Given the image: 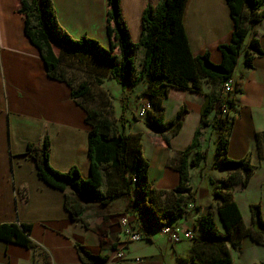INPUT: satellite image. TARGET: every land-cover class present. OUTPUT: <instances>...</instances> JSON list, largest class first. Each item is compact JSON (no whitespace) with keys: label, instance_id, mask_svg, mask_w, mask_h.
Returning <instances> with one entry per match:
<instances>
[{"label":"crops","instance_id":"1","mask_svg":"<svg viewBox=\"0 0 264 264\" xmlns=\"http://www.w3.org/2000/svg\"><path fill=\"white\" fill-rule=\"evenodd\" d=\"M12 1L0 0V224L29 225L28 238L33 245L27 247L0 239V264H190L189 261L180 263V259L188 258L192 238L207 237L194 227L200 216L210 211L217 233L225 234L217 214L219 203L214 196L216 188H226L224 181L229 173L227 168L220 166V158L215 155L220 137L225 139L223 155L231 160L248 159L252 167L247 184L237 183L232 187L243 225L250 227L251 205L254 204L259 205L264 220V20L247 26V35L232 72L235 91L231 96L228 120L223 128L206 126L201 131L199 141L206 150V159L200 168H189L193 206L187 207L185 216L177 220L192 231V238L171 243L158 229L152 228L147 229L144 239L124 242L119 226L121 217L127 216L138 226L145 227L142 216L128 208L127 197H119L105 205L82 200L84 213L72 219L64 205V192L39 178L35 161L27 153L29 143L40 146L43 137L48 135L50 165L61 172L75 165L82 178L88 177L89 126L84 121L85 112L71 99L70 88L65 82L46 75L37 48L23 33V19L15 12L17 6H9ZM158 1L120 0L132 43L139 39L143 7ZM52 2L58 24L71 37L85 34L103 47L108 46L105 0ZM182 23L192 55L207 52L210 62L219 64L222 57L218 46L229 41L233 30L226 1L187 0ZM253 39L258 41L262 54L249 46ZM83 62L93 74L99 70L106 73L108 84L116 88V94L124 95L127 104L125 133H139L140 142L143 135L146 139L151 137L148 142L152 148L147 155L142 151V155L149 167L151 160L156 168L150 176L148 167V179L162 201L179 182L174 165L199 124L202 95L169 89L162 100L164 122L172 119L181 106H185L187 112L177 133L171 135L166 130L159 133L149 129L146 120L136 118L139 101L147 98L137 97L143 82L135 87L123 85L104 65L87 57H83ZM102 80V92L111 90L107 80ZM201 84L204 93L211 91L212 85L206 77L201 78ZM111 94L114 100L112 91ZM115 117L113 119L118 122V115ZM213 118L214 110L209 120ZM129 198L136 201L134 193ZM226 243L228 246L229 242ZM79 246L92 255L105 257L104 261L82 260ZM120 250L123 256L117 258ZM229 252L233 264L264 263V242L257 243L249 234ZM136 257L141 261L135 262Z\"/></svg>","mask_w":264,"mask_h":264},{"label":"trees","instance_id":"2","mask_svg":"<svg viewBox=\"0 0 264 264\" xmlns=\"http://www.w3.org/2000/svg\"><path fill=\"white\" fill-rule=\"evenodd\" d=\"M187 0H159L157 4H146L141 12L140 32L137 42L130 41L129 28L123 17L120 0H105V26L108 46L85 34L77 38L65 32L56 20L52 0H16L15 12L23 19V33L35 46L44 63L46 75L65 82L70 88V97L85 112L84 121L89 126L87 135V158L89 172L82 178L77 166L66 171L54 169L49 163L48 135L40 146L27 145V153L34 159L39 178L48 186L64 192V205L72 219H78L85 211L81 201L97 202L105 205L119 197H127L131 212L142 216L147 229H158L162 225L175 222L187 213V204L193 201L189 187V168H200L206 159V150L199 138L202 128L213 126L223 128L228 117L221 113L225 98L222 95L223 82L232 76L242 44L247 35V26L264 20V0H225L233 22L229 41L218 46L221 62L217 65L209 60V54L193 56L183 28L182 17ZM249 46L257 54H262L256 39ZM54 47L59 49L56 53ZM87 57L108 67L110 75L121 84L131 87L143 82L138 98L147 97L152 109L145 116L146 125L159 133L164 130L171 135L178 132L187 112L181 106L174 117L164 122L162 100L169 89L190 91L200 94L203 103L200 120L193 138L176 159L174 168L179 182L170 190L172 200L164 204L160 194L148 179V161L142 155L140 134L125 133L124 95L121 96L120 123L109 117L102 106H94L90 83H75L63 66L65 57ZM249 63V57H246ZM206 77L212 85L208 93L202 90L201 78ZM95 85L103 80L95 74L91 78ZM232 103V102H230ZM214 110V118L209 120ZM169 147L168 142L164 139ZM225 139L220 137L215 155L220 158V166L227 168L226 188H216L215 198L219 206L218 218L224 228L223 236L217 233L216 224L210 211L200 216L194 227L205 233L204 239L192 238L188 258L180 263L190 264H233L230 248L237 247L244 235L264 242V220L258 204L251 205V225L245 227L233 200L232 187L240 183L246 185L252 167L248 159L231 160L222 154ZM192 155V156H191ZM132 179H135L132 181ZM134 193L136 201L129 196ZM30 226L27 224H0V239L31 247L28 238ZM226 241L229 242L227 246ZM80 258L90 263L102 262L105 257L92 255L80 246ZM264 264V263H260Z\"/></svg>","mask_w":264,"mask_h":264},{"label":"built area","instance_id":"3","mask_svg":"<svg viewBox=\"0 0 264 264\" xmlns=\"http://www.w3.org/2000/svg\"><path fill=\"white\" fill-rule=\"evenodd\" d=\"M235 91V82L233 77H229L222 84V94L225 98V102L222 104L221 113L228 117L231 106V96ZM152 109V104L149 99H141L137 105L136 118L144 119L147 112ZM135 179H132L134 181ZM193 204L188 203L187 207L192 208ZM119 226L121 228V234L124 242H136L145 238L147 228L144 226H138L137 223L127 216H123L119 219ZM160 234L167 237L171 243L180 242L183 239H191L192 231L186 228L181 223L175 221L169 224L162 225L158 228ZM122 251L116 253L117 258H122ZM135 262H140L139 257L134 258Z\"/></svg>","mask_w":264,"mask_h":264},{"label":"rangeland","instance_id":"4","mask_svg":"<svg viewBox=\"0 0 264 264\" xmlns=\"http://www.w3.org/2000/svg\"><path fill=\"white\" fill-rule=\"evenodd\" d=\"M6 2V1H5ZM9 6H17V2L16 0L12 1V3L9 2ZM16 9V8H15ZM101 45V44H100ZM55 51L58 53L59 49L57 47H54ZM85 62H83V57H65V59H63V66L64 68L67 70L68 75L71 78H74L75 83L81 82V81H87L90 83V88H91V94H92V100H91V104L94 106H102L104 107V109L107 110L109 117L111 119L115 118L116 119V114L118 115V119H119V115L121 113V96L122 94L119 95L116 94L117 90L114 86L109 85L108 80L106 78V73H104L103 71L99 70L97 72H95V75L107 80L106 84L109 85V87L111 88V90L107 89L105 91L102 92V87L100 85H95L91 82V78L93 74V70L88 69L85 64ZM107 66H105L106 68ZM108 68V67H107ZM111 91L114 95V100H113V96L111 94ZM169 109L170 105L167 106ZM137 109V108H136ZM126 112V111H125ZM145 120V119H144ZM118 123H120V121L118 120ZM130 135H133L132 133H129ZM135 134V133H134ZM153 134V133H151ZM151 138V137H150ZM149 139H146L145 136H142V151H144V154L147 153L151 150L152 146L150 145V143L148 142ZM150 161V170H151V174L150 176H152V172L153 175L156 172V170L154 171L155 166L152 164V161ZM135 196V195H134ZM172 197L170 194H166L163 199L162 202L166 205H169L171 203ZM220 226V225H219ZM135 247V245H134Z\"/></svg>","mask_w":264,"mask_h":264}]
</instances>
